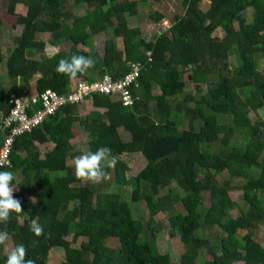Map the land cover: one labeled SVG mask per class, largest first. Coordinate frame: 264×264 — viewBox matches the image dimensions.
<instances>
[{
  "label": "trees",
  "instance_id": "16d2710c",
  "mask_svg": "<svg viewBox=\"0 0 264 264\" xmlns=\"http://www.w3.org/2000/svg\"><path fill=\"white\" fill-rule=\"evenodd\" d=\"M199 1L180 0L183 13L145 43L140 40L139 27L127 25L126 15H135L137 2L144 6L146 0H72L88 8L86 14L75 18L66 8L69 0H4L10 14H15L18 3L28 10L19 17L22 34L5 63L0 51V63L11 81L6 90L0 82L2 118L11 109L9 96L19 93L29 97L34 79L39 94L50 89L67 95L71 76L56 70L62 58L70 59L74 54L95 58L93 68L102 69L100 77L78 73L85 82L106 74L121 78L132 65L139 67L136 86L129 90L132 105L123 106L117 96L93 94L86 100L103 112L81 115L84 101L67 103L32 132L16 138L11 164L0 171L16 175L12 185L19 191L14 198L21 202L23 212H13L7 223H0V230L9 233L13 247L25 245L27 258L36 264H47L52 249H61V264H170L168 255L157 251L148 221L133 218L130 206L117 196L95 192L92 184L75 175L74 165H67L68 159L102 146L118 157L115 167L106 172L114 184L129 188L130 202L143 201L148 218L180 202L184 213L167 219L169 236L177 235L184 247L180 264H195L196 253L203 247L210 259L198 264H264V253L254 242L258 222L264 223V158L260 159L264 118L256 122L249 118L251 110L264 107V69L260 67L264 58V0H208L204 11ZM249 5L253 8L250 21L245 15ZM162 17L156 12L153 18L159 22ZM108 28L115 37L130 41L127 61L113 40L105 43L102 57L94 54L92 37ZM217 28L223 31L220 37L213 34ZM43 34L49 36L46 41L40 39ZM51 46L61 49L45 55ZM33 52L44 56L40 60L28 58ZM230 55H236L237 65H228ZM188 71L199 96L186 93L176 101L184 92L183 74ZM203 84L208 85L204 94ZM154 87L158 93H153ZM178 115L181 118H175ZM218 117H229L231 123H218ZM185 122L187 128L181 129ZM75 123L87 134L84 152L75 151L70 143ZM2 125L0 147L6 135ZM234 134L242 136L238 144L230 142ZM50 142L53 149L42 157L36 143ZM215 142L222 145L220 152L206 150L205 146ZM132 153L141 154L144 165L134 176L126 177L127 166L121 157ZM252 169L255 174L250 176ZM225 171L227 179H214ZM237 178L243 181L235 187L242 191L247 210L232 217L230 211L236 204L228 192ZM170 182L175 188H165ZM99 186L106 188L107 183ZM27 191L36 194L35 204L25 198ZM206 193L208 204L202 211ZM24 202L29 206V217L21 221ZM32 220L43 227V235L36 236L30 230ZM202 224L218 227L224 236L220 235L215 245L209 244L196 235ZM239 231L244 232L241 237ZM67 236L70 241L65 240ZM80 237L85 238L84 244L69 246ZM109 240L116 245L107 246ZM2 246L0 264H6L8 252H2Z\"/></svg>",
  "mask_w": 264,
  "mask_h": 264
},
{
  "label": "rangeland",
  "instance_id": "374dc122",
  "mask_svg": "<svg viewBox=\"0 0 264 264\" xmlns=\"http://www.w3.org/2000/svg\"><path fill=\"white\" fill-rule=\"evenodd\" d=\"M199 7L201 10H206L209 6V1L208 0H200L198 3ZM67 9L71 12L72 16L75 17H80L83 16L88 12V8L84 4L80 5H75L72 0H69V2L66 5ZM27 6L23 3H18L15 8V14H10L7 10V5L5 4L4 0L0 2V51L2 55L4 56L5 60L4 63L6 62V59L11 55V52L15 48L16 45V38H18L22 34L23 26L19 23V17L21 15H26L27 13ZM137 13L135 15H126V21L127 25L129 27H134L138 26L140 29V40H144V42H149L152 38V35L155 33L160 32L163 30L161 28L160 22H155V19L153 18L156 12H160L162 15H165L168 18L169 24L172 23V20L175 16H179L183 13L184 8L182 7L180 0H162L160 2H156L153 0H146V4L143 6V4H139L137 2ZM253 11V8L251 5H249L245 11V15L247 16L248 21L251 20V13ZM114 20V19H113ZM159 23V24H157ZM168 34V30L166 31ZM214 35L216 36H222L223 31L220 28L215 29L213 32ZM47 34H43L40 36V39L46 41L48 39ZM109 40H113L116 48L118 51H121L123 54V59L125 61L128 60V57L131 52V45L130 41L125 38L121 37H115L113 35V30L112 28H108L106 31L96 35L95 37L92 38L91 42L94 47V54L97 55V57H102L103 55V49L105 46V43ZM142 40V41H143ZM63 47V46H62ZM79 48L82 49L85 52L89 51L88 47L81 46L79 45ZM61 49V46L59 47H48L46 49V52L44 53L45 55L52 56L55 53H57ZM44 55L43 54H33L28 55V58H33L40 60ZM236 56V55H235ZM234 55H230L228 57V65H237L238 64V59ZM4 63H0V82L3 85L4 89L6 90L10 85L11 81L7 76V71L5 68ZM260 67L261 69H264V58L260 59ZM102 69L100 67H97L96 69L92 71V75L95 77H100V72ZM190 72H186L183 74V79L185 82V88L184 92L179 96V98L176 101H181L186 93H192L195 95L196 98H198L199 94L195 92V83L191 79L188 78V74ZM98 77V78H99ZM81 75L79 74V77L76 75V79L78 81L82 80ZM34 83V82H33ZM73 85V84H72ZM208 85L203 84L201 85V92L204 94L207 90ZM4 90V91H5ZM35 90V85L31 83V91ZM153 90L158 93L159 90H157L155 87ZM36 94V92H34ZM89 100V99H88ZM80 107V113L85 114L86 110L90 109V107L84 105ZM89 105V103H87ZM2 116L0 114V120ZM175 118L179 119L181 118L180 115L175 116ZM249 118L252 122H256V120H260L264 118V107L257 109L256 111H250L249 112ZM218 123H223V124H229L231 121L229 120V117H218L217 119ZM187 125L186 122L181 126V129H186ZM263 134H264V126L261 127ZM125 138L126 136L123 135ZM242 139V136L239 134H234L230 138V142L233 144H238L239 141ZM87 134L83 131L82 127H80L78 124H75L74 126V138L71 140V144L74 147L75 151H81L84 152L85 150V144L87 142ZM52 145L48 146H42L43 153L45 151L50 150ZM224 147V146H223ZM228 147V145L226 146ZM206 150L208 151H214V152H220L222 149V145H220L219 142H215L213 144H210L208 146H205ZM225 149V147H224ZM264 158V150L262 151L260 159ZM121 159L126 163L127 166V171L125 172L126 177L134 176L144 165V160L142 158V155L139 153H134V154H124L122 155ZM67 164L70 166L74 165V159H68ZM198 176H201V172L198 173ZM255 174V171L252 169L249 172L250 176H253ZM16 176V175H15ZM110 178L105 179L101 181L102 183H107L106 188H102L99 186V183H93L90 181H85L83 183H90L92 184L93 188L95 189V192H105L108 195H114L117 196L120 200L126 201L127 204L130 206L131 214L133 218L139 219L143 223L148 221L149 222V229L151 230L153 234V240L156 246V249L159 253L161 254H167L169 259H170V264H180V257L184 251L183 245L180 243L178 236L174 235L173 237L169 236V226L167 223V219L169 215L174 214V213H184V210L180 204V202L177 200L173 205L172 208L163 212H159L152 218H148L147 216V210L145 208V205L143 201L139 202H130V190L128 187H120L114 184L112 181V176L109 175ZM228 174L227 172H223L220 175H215L214 179L217 180L218 182L224 181V179H227ZM20 177L18 178V180ZM243 182L242 179H234L231 182V189L228 192L229 197L231 200L236 204V207L230 211V215L232 217H236L240 214V211H246L247 210V205L242 199V191L240 188L235 187L236 183ZM16 187L14 189V196L18 193L19 188L17 185L13 186ZM239 187V186H238ZM165 188H170L173 189L175 188V183L170 182ZM29 190V189H28ZM97 190V191H96ZM166 190V189H164ZM28 192V191H27ZM177 193V191H176ZM162 194V193H159ZM158 194V195H159ZM179 194V193H177ZM36 194L33 192H28L25 194V198L27 201L31 204L32 203V198H35L36 200ZM263 200H264V192L261 194ZM155 198L157 197L156 195L154 196ZM208 193L204 195L203 198V203L200 206L202 211H205V208L207 207L206 205L208 204ZM71 206V204H70ZM27 207V208H26ZM24 208L25 211L21 215L20 220L23 221L24 219L29 217V206L27 205V202H24ZM244 234V232H238L239 237H241ZM197 237L202 238L206 241L209 242V244L215 245L216 242L219 241L221 236H224L221 233V230L216 227V226H207L205 224H202V227L197 231L196 233ZM221 235V236H220ZM66 241H70V236H67L65 238ZM85 238L80 237L77 238L73 242H69V246L72 248H78L82 244H84ZM254 242L258 246V248L261 250V252L264 253V223L263 222H258L257 227L254 230ZM106 245L109 247H113L116 245V242L113 240H109L106 242ZM13 248L12 242L9 239L7 241V245L2 246V252H9ZM196 262L195 264H198L202 259H210V256L206 250V248H201L197 253H196ZM63 262V254L61 249H52L49 251L48 257H47V264H61ZM242 264V263H241Z\"/></svg>",
  "mask_w": 264,
  "mask_h": 264
},
{
  "label": "built area",
  "instance_id": "2783aa9c",
  "mask_svg": "<svg viewBox=\"0 0 264 264\" xmlns=\"http://www.w3.org/2000/svg\"><path fill=\"white\" fill-rule=\"evenodd\" d=\"M160 25L163 30L170 26L167 19H162ZM138 72L137 64L132 65L131 71L121 78H112L106 74L93 82L77 81L71 86V91L67 95H59L50 89L41 94L31 93L29 97L12 93L9 96L10 112L1 119L6 135L0 147V165H2L0 169L11 164L12 148L17 137L32 132L67 103L78 104L93 94H104L117 96L123 106L132 105L134 99L129 90L132 85L136 86Z\"/></svg>",
  "mask_w": 264,
  "mask_h": 264
},
{
  "label": "clouds",
  "instance_id": "9594fccd",
  "mask_svg": "<svg viewBox=\"0 0 264 264\" xmlns=\"http://www.w3.org/2000/svg\"><path fill=\"white\" fill-rule=\"evenodd\" d=\"M95 65V58L86 55H72L70 59L62 58L57 65V72L75 77L78 73H85L89 68ZM118 162V157L113 156L111 149L102 146L96 151H87L74 157L75 175L85 181L99 183L110 178L105 169L113 168ZM2 166V165H0ZM16 179L11 171H0V223H7L11 214L21 213V202L14 198V189L12 181ZM35 204V198H32ZM30 230L36 235L44 234L43 227L32 220ZM9 233L6 230H0V245H7ZM28 250L23 244L13 247L7 254L6 264H36V261L27 258Z\"/></svg>",
  "mask_w": 264,
  "mask_h": 264
},
{
  "label": "crops",
  "instance_id": "0c3cea01",
  "mask_svg": "<svg viewBox=\"0 0 264 264\" xmlns=\"http://www.w3.org/2000/svg\"><path fill=\"white\" fill-rule=\"evenodd\" d=\"M163 17H162V19H167L168 20V18L165 16V15H162ZM161 19V20H162ZM157 24H159V23H157ZM102 33V32H101ZM100 34V33H99ZM96 35H98V34H96ZM96 35H94L93 37H95ZM92 37V38H93ZM51 47H53V46H51ZM58 47V46H57ZM54 48H56V47H54ZM94 70V68L93 67H91V68H89L86 72L90 75V76H92V77H95L94 75H92L93 73H92V71ZM77 76L79 77V75L77 74ZM82 79V78H81ZM79 80V79H78ZM77 79H76V76L75 77H70V83H71V85L72 84H74V83H76L77 81H78ZM34 82V83H33ZM32 84H34L35 85V90H34V92H36L37 93V90H36V79H34V80H32V82H31ZM158 90V89H157ZM34 92H33V90L31 91V93H33L34 94ZM153 93H156L154 90H153ZM84 105H86V108L85 109H87V106L88 107H90V109H88V111L86 110V113L85 114H88L89 112H91V111H94V110H96V111H100V112H103V109H97V108H94L93 106H92V103H91V100H85L84 102ZM87 103H89V105L87 104ZM81 115H85V114H83V113H80ZM2 116V115H1ZM2 119V118H1ZM0 123H1V120H0ZM75 124H77V123H75ZM75 124L73 125V129H72V131H73V138H74V126H75ZM72 138V139H73ZM70 143H71V141H70ZM37 145H38V147L40 148V150H41V153H42V157L45 155V153L47 152V151H45L44 153H43V149H42V146H48V145H52V147H51V149H53V147H54V143H52V142H50V143H47V144H39V143H36ZM72 145V144H71ZM73 146V145H72ZM74 148V147H73ZM50 149V150H51ZM132 154H134V153H132ZM68 165V164H67Z\"/></svg>",
  "mask_w": 264,
  "mask_h": 264
}]
</instances>
